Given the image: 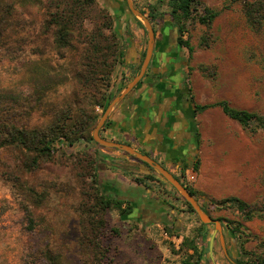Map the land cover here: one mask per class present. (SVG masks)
Masks as SVG:
<instances>
[{
  "label": "rangeland",
  "instance_id": "obj_1",
  "mask_svg": "<svg viewBox=\"0 0 264 264\" xmlns=\"http://www.w3.org/2000/svg\"><path fill=\"white\" fill-rule=\"evenodd\" d=\"M168 1L162 0L164 5L156 7V12L170 19ZM253 1L200 0L197 14L202 15L206 7L218 15L209 25L195 18L185 23L181 38L192 51L182 47L179 56L184 92L194 104L225 100L233 108L264 118V20L253 28L243 12L244 5ZM44 3L0 0V115L4 111L7 121L25 129L44 128L56 113L85 103L74 77L80 50L54 46L43 27ZM140 11L145 12L158 41L159 25L165 19L151 24L147 6ZM136 20L141 23L143 52L132 79L140 71L148 42L144 22ZM172 31L177 35L176 28ZM97 109H93L97 121L89 137L103 114ZM196 126L198 168L180 180L194 189L199 204L219 226L205 228L206 246L216 232L211 256L207 253L202 264H225L226 259L251 264L253 254L263 250L264 216L244 221L235 208L219 201L236 197L262 207L264 132L255 124L241 127L218 108L197 114ZM57 146L50 162L31 171L25 166L30 156L12 147L0 149V264H179L186 253H192L179 247L182 239L197 236L200 221L164 184L159 185L178 209L173 226H154L143 233L138 223L125 220L128 214L120 216L110 208L101 218L99 248L89 244L81 249L79 222L82 217L88 219L83 206L94 204L92 162L97 164L99 147L88 138L72 146ZM201 197L218 204L205 205Z\"/></svg>",
  "mask_w": 264,
  "mask_h": 264
},
{
  "label": "crops",
  "instance_id": "obj_2",
  "mask_svg": "<svg viewBox=\"0 0 264 264\" xmlns=\"http://www.w3.org/2000/svg\"><path fill=\"white\" fill-rule=\"evenodd\" d=\"M96 1L112 15L122 53L111 75L107 91L109 110L99 130L100 137L128 145L154 160L173 177L188 176L193 173L192 164L199 142L197 115L193 101L184 92L183 66L179 56L168 48L174 33L168 17L164 16V25H159L158 41L157 33L154 34L146 77L125 92L143 52L137 17L131 13L127 2L141 12V7L145 5L147 9L162 7V0ZM96 155L97 179L102 192L109 199L121 202V209L129 207L125 220L138 223L143 233L154 226L170 227L175 224L178 209L174 201L164 194L160 183L146 181L140 184L134 181L144 177L160 180L157 175L132 156L113 148L100 146ZM225 264L236 262L226 259Z\"/></svg>",
  "mask_w": 264,
  "mask_h": 264
},
{
  "label": "trees",
  "instance_id": "obj_3",
  "mask_svg": "<svg viewBox=\"0 0 264 264\" xmlns=\"http://www.w3.org/2000/svg\"><path fill=\"white\" fill-rule=\"evenodd\" d=\"M44 1L45 18L43 27L45 32H50L54 46L58 49L73 52L80 50L77 60L78 68L74 77L80 91H83L82 97L85 103L79 104L73 109L66 108L56 113L54 120L44 128L25 129L17 127L9 120L7 121L2 115L4 111H1L0 149L12 147L30 156L28 163L25 164L30 171L39 168L42 163L50 162L58 150V143L72 146L74 143L85 141L87 138L93 142L92 137L88 136L89 131L97 121V115L93 113V109L99 108L104 113L107 108L109 103L107 91L110 87L111 75L115 65L122 58L120 36L114 29V19L107 11L98 7L96 0ZM167 6L172 27L177 30L179 46L186 47L191 52L192 49L189 47L188 42L181 38L185 23L189 19L195 18L200 24L209 25L218 13L202 7L203 14H197V8L201 6L200 0H169ZM156 11V7L148 8L146 17L151 24L163 18V14ZM243 12L247 23L253 28H258L260 21L264 20V0H254L251 3H247L244 5ZM141 13L145 14L143 11ZM136 22L139 25L141 24L137 20ZM213 108L220 109L227 118L243 128H249L251 124H255L264 132V118L262 116L233 108L225 100L203 105L194 104L196 115ZM96 145L100 147V145ZM132 158L135 159L134 157ZM135 160L147 167L143 162ZM197 162V159H194L192 164L193 171L198 168ZM92 163L93 167L91 162H89L93 171V179H95L94 204L92 207L83 206L87 210L85 214H87L88 219L82 217L79 222L78 241L81 249L90 247L89 244L93 245L94 248H99L98 240L104 227L101 218L108 209H116L120 216H127L129 213V207L121 209V202L109 199L99 189L100 182L99 179L97 180V164L94 165V162ZM148 169L155 172L149 167ZM157 176L160 178L158 174ZM144 178H137L134 181L140 184L146 181H156L168 186L182 200L187 211L195 215L190 205L161 178L160 180L148 179L149 177ZM174 178L199 202L200 197L196 198L197 194L194 189L182 183L180 177ZM201 198H203L205 205L218 204L204 197ZM40 200L38 199V201ZM219 204H227L229 207L235 208L242 215L244 221L264 216V203L262 207L256 208L236 197H230L219 201ZM200 207L210 217L203 204H200ZM93 209H95V212H93ZM96 216H99L100 219L94 222L93 218ZM206 226V224L200 222L195 238L182 239L180 250L191 251L192 253L190 255L186 253L185 258L179 264H202L203 258L208 253V246L205 245L207 238ZM204 245L206 246L205 248L203 247ZM262 249L260 253L253 254L251 264H264V246ZM235 262L236 264H247L242 261Z\"/></svg>",
  "mask_w": 264,
  "mask_h": 264
},
{
  "label": "water",
  "instance_id": "obj_4",
  "mask_svg": "<svg viewBox=\"0 0 264 264\" xmlns=\"http://www.w3.org/2000/svg\"><path fill=\"white\" fill-rule=\"evenodd\" d=\"M127 4H128V8L131 11V13L134 14L136 17L141 18V20L144 22V25H145V28L147 31L148 42H147V49L145 52V56H144L140 71H139L138 75L136 77H134L132 79V81L128 84V87L126 88L125 92L132 89L138 83V81L141 79V77L143 76V74H144V72L148 66L152 49L154 47V32H153V29L150 26L148 20L141 14V12L134 9L130 2H127ZM108 110H109V107H107V109L104 111V113L102 114V116L100 117V119L98 120V122L94 128L93 135H92L93 141L100 146L113 148V149L122 151V152L134 157L135 159L145 163L150 169L154 170L164 182H166L168 185H170L179 194V196L184 201H186L190 205L192 211L195 213V215L198 217V219L201 223L206 224V225L212 224L215 226V228H219L217 221L210 218L208 215H206L201 210L199 202L194 197H192L189 194V192L187 191V189L184 186H182L161 165L156 163L154 160L150 159L148 156L134 151L128 145L118 144L115 142H109V141H106V140L98 137V131L100 130V128L102 127L103 123L106 120ZM215 232H216V230L211 234L209 241H208L209 256H211L212 243H213V238H214Z\"/></svg>",
  "mask_w": 264,
  "mask_h": 264
},
{
  "label": "flooded vegetation",
  "instance_id": "obj_5",
  "mask_svg": "<svg viewBox=\"0 0 264 264\" xmlns=\"http://www.w3.org/2000/svg\"><path fill=\"white\" fill-rule=\"evenodd\" d=\"M157 45H158V44H157ZM157 45H155V46H157ZM161 46H163V45L161 44ZM163 47H164V46H163ZM168 48H170L172 51L176 52V53L178 54V56H179L180 53H181V48H182V47L179 46V44H178L177 35H176L175 32H174L173 35H172V40L169 41ZM180 58H181V57L179 56L178 59L180 60ZM147 68H148V67H147ZM147 68H146V70H145L143 76L141 77V79L138 81L137 84H139L140 82H142V80L144 79V77H146V75H147V73H148ZM137 84H136V85H137ZM134 87H135V86H134ZM144 164H145V163H144ZM146 168H148V166H147Z\"/></svg>",
  "mask_w": 264,
  "mask_h": 264
},
{
  "label": "built area",
  "instance_id": "obj_6",
  "mask_svg": "<svg viewBox=\"0 0 264 264\" xmlns=\"http://www.w3.org/2000/svg\"><path fill=\"white\" fill-rule=\"evenodd\" d=\"M97 111L100 112L99 109H97Z\"/></svg>",
  "mask_w": 264,
  "mask_h": 264
}]
</instances>
